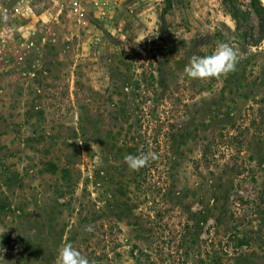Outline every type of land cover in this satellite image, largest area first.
I'll return each instance as SVG.
<instances>
[{"label":"rangeland","instance_id":"obj_1","mask_svg":"<svg viewBox=\"0 0 264 264\" xmlns=\"http://www.w3.org/2000/svg\"><path fill=\"white\" fill-rule=\"evenodd\" d=\"M72 1L0 0V264H54L66 242L95 264H264V41L242 40L257 19L237 31L224 0ZM218 41L237 70L188 78ZM152 75L160 94L138 101ZM223 133L240 165L206 166Z\"/></svg>","mask_w":264,"mask_h":264},{"label":"clouds","instance_id":"obj_2","mask_svg":"<svg viewBox=\"0 0 264 264\" xmlns=\"http://www.w3.org/2000/svg\"><path fill=\"white\" fill-rule=\"evenodd\" d=\"M264 3V0H262ZM239 54L228 41H218L215 50L205 56L193 55L188 64L184 67V74L193 80L206 81L210 79L226 78L230 73L237 70ZM158 156L154 152L139 155H126L124 163L131 171H139L148 166L149 161H155ZM93 227L88 225L84 228L85 232L91 233ZM54 264H95V261L72 243H62L57 249V256Z\"/></svg>","mask_w":264,"mask_h":264},{"label":"trees","instance_id":"obj_3","mask_svg":"<svg viewBox=\"0 0 264 264\" xmlns=\"http://www.w3.org/2000/svg\"><path fill=\"white\" fill-rule=\"evenodd\" d=\"M227 8L230 11L231 17L236 23L237 31L242 30V25L248 24L251 17L257 19L258 27L256 32L251 34L242 33V40L248 46L257 47L264 41V5L261 0H249L248 8L243 9L240 0H224ZM150 80L145 79L143 83H139L137 88V100L146 99L150 101L153 96L160 94L156 90L154 84V76L149 77ZM145 83V84H144ZM143 84V86H142ZM141 87L145 89L140 90ZM243 144L240 143L238 135L221 134L215 136L212 140L205 141L202 145V159L206 166H212L217 163L219 155L230 154V157L235 160V165H240L241 149ZM242 163V162H241ZM241 167V166H240ZM239 169V167H238ZM241 167L240 170H243Z\"/></svg>","mask_w":264,"mask_h":264},{"label":"built area","instance_id":"obj_4","mask_svg":"<svg viewBox=\"0 0 264 264\" xmlns=\"http://www.w3.org/2000/svg\"><path fill=\"white\" fill-rule=\"evenodd\" d=\"M72 9H77L79 8V2L77 0H73L72 1V6H71Z\"/></svg>","mask_w":264,"mask_h":264}]
</instances>
